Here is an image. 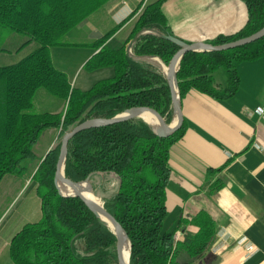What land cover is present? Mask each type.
<instances>
[{"label": "trees", "instance_id": "16d2710c", "mask_svg": "<svg viewBox=\"0 0 264 264\" xmlns=\"http://www.w3.org/2000/svg\"><path fill=\"white\" fill-rule=\"evenodd\" d=\"M107 1L0 0V52L9 50L5 44L14 33L25 36L16 50L36 44L19 61L0 66V182L5 175L26 169L24 162L34 159V146L43 131L58 130L31 177L41 201V217L25 223L9 243L14 264H118L116 237L110 226L79 197L63 196L55 186L61 136L86 119L111 118L135 106L156 109L168 124L172 120L168 80L158 66L141 58L156 56L168 65L179 48L163 37L173 35L161 8L165 0L146 2L129 22L120 47L111 48L106 41L130 15L93 42L99 50L84 66L95 69L112 65V77L79 91L71 87L66 73L54 66L50 48L67 44L63 36ZM241 1L247 8L244 26L207 43L231 42L264 27V0ZM137 33L130 55L125 45ZM262 55L264 36L225 50L185 52L176 72L180 101L189 89L215 99L234 94L239 84L236 64ZM218 69L226 74L222 86L214 79ZM40 86L67 98L62 116L33 111L34 92ZM183 131L184 123L162 137L152 124L135 117L83 129L68 141L64 175L75 182L89 181L93 204L99 196L103 207L123 227L130 246L129 264H219L220 257L211 252L217 223L208 211L200 209L190 219L180 215L173 224L165 225L169 148ZM111 174L117 184L113 192H106ZM97 175L101 180L95 185L90 180ZM218 187L220 184H214L209 191ZM188 225L196 230H186ZM176 232L183 238L176 239Z\"/></svg>", "mask_w": 264, "mask_h": 264}, {"label": "crops", "instance_id": "0c3cea01", "mask_svg": "<svg viewBox=\"0 0 264 264\" xmlns=\"http://www.w3.org/2000/svg\"><path fill=\"white\" fill-rule=\"evenodd\" d=\"M140 1L108 0L101 7L118 24ZM161 8L173 35L186 43L234 34L247 21L241 0H165ZM129 20L118 29L122 40ZM219 70L223 69L214 79L222 86L226 74ZM236 70L239 84L234 94L215 99L189 89L180 101L184 131L169 148L165 225L205 209L217 223L211 252L220 257L219 264H264V115L254 113L264 106V55L237 63ZM175 120L173 115L171 122ZM45 131L49 137L42 151L34 149V159L14 174L18 187L9 204H20L0 221V264H14L8 253L10 240L25 223L41 217L31 177L58 136V130ZM214 184L220 187L210 192ZM186 230L196 227L188 225ZM249 244L251 251L246 249Z\"/></svg>", "mask_w": 264, "mask_h": 264}, {"label": "rangeland", "instance_id": "374dc122", "mask_svg": "<svg viewBox=\"0 0 264 264\" xmlns=\"http://www.w3.org/2000/svg\"><path fill=\"white\" fill-rule=\"evenodd\" d=\"M147 1V0H146ZM154 0H148L151 2ZM141 2V3H140ZM135 7V9L129 14L130 20L134 18L146 4L141 0ZM140 4V5H139ZM122 22V21H121ZM119 24V23H118ZM117 27V23L113 21L109 14L99 7L93 11L88 17L78 25L72 27L62 38L65 45H56L50 48V55L55 67L63 70L68 78L71 87L84 91L91 88L97 81L105 78H110L115 74L114 67L112 65L98 67L95 69H88L84 65L86 61L95 53L94 41L114 30ZM12 39L9 40L5 47L9 50L6 52H0V66L15 63L28 55L35 47L36 44L32 43L20 50H16L17 46L25 40V36L19 33H14ZM131 41V40H130ZM130 41L128 42V48H125L127 52L132 55L130 50ZM106 44L111 48H118L122 44L120 31L116 30L106 41ZM127 44V43H126ZM96 49V51H98ZM142 59L152 62L162 71L160 59L156 56H142ZM223 72V70H219ZM216 73V72H215ZM223 74V73H220ZM67 98L53 94L44 86L36 88L33 96V111L36 112H48L52 114L63 115L66 111ZM143 117V116H142ZM140 118V117H139ZM144 118V117H143ZM145 119V118H144ZM152 125H155L154 123ZM50 130V129H49ZM48 131H43L39 140L34 146L35 151H42L44 145L48 140ZM62 137V136H61ZM30 159L25 160L24 164H28ZM101 176L97 175L90 182L95 185L100 182ZM18 179L14 174H8L3 177L0 182V221L6 216V219L11 216L19 206V201L10 203L11 198L17 189ZM89 185V181L86 182ZM117 180L114 174L109 176V180L105 184L106 192H113ZM71 189V187H67ZM99 190L100 187H97ZM102 190V189H101ZM62 193H67L65 188H60ZM96 196V195H95ZM102 202L101 198L97 196ZM210 199V198H209ZM16 201V200H15ZM213 201H211L212 203ZM179 233V232H178ZM180 238V234H179Z\"/></svg>", "mask_w": 264, "mask_h": 264}, {"label": "water", "instance_id": "95a60500", "mask_svg": "<svg viewBox=\"0 0 264 264\" xmlns=\"http://www.w3.org/2000/svg\"><path fill=\"white\" fill-rule=\"evenodd\" d=\"M138 33L131 39L130 43L134 41V39L137 37ZM264 36V27H261L259 30L255 31L254 33L236 39L231 42L223 43V44H217L213 45L207 42H192V43H186L183 42L182 40L178 39L176 36L173 35H163V37L179 46V48L176 50L174 55L171 57L167 68L168 72L164 73L167 80L168 84L170 87L171 91V106L173 109V115L176 117V120L174 122H170L169 124L166 123L165 119L163 116L154 108L146 107V106H135L131 107L127 110H125L122 113H119L111 118H104V117H94V118H89L86 119L74 127L71 128L68 132H65L61 139H60V147H59V154L55 166V173H54V183L59 191V193L63 196H77L79 197L85 204L86 206L92 210L96 215H98L102 220H104L110 228L113 230L115 237H116V242H115V251H116V257H117V263L118 264H126L125 263V240L127 241V235L123 227L120 225V223L103 207V203L98 205L92 204V202L88 201L84 196L82 195V188L80 185L83 182H75L68 177L64 175V160L67 152V144L69 139L76 134L77 132L94 127V126H100V125H108V124H113L117 123L120 121H125L129 120L135 117H140L144 121L152 124L148 120L144 119L142 117V113L146 111L152 112L156 118H157V124L153 125L156 129V132L158 135L162 137H166L176 131L181 125L183 121V114H182V109L180 107V99H179V93H178V87H177V81H176V72L178 70V65L181 60L182 55L190 50L193 51H220V50H225L228 48H234L237 46H241L250 42L255 41L256 39ZM60 181H65L70 185L72 188L73 192H67V193H62L60 191V186L59 182ZM84 182H87L84 181ZM128 244V241H127ZM129 244H128V258H129ZM127 264H129L127 262Z\"/></svg>", "mask_w": 264, "mask_h": 264}, {"label": "bare ground", "instance_id": "6f19581e", "mask_svg": "<svg viewBox=\"0 0 264 264\" xmlns=\"http://www.w3.org/2000/svg\"><path fill=\"white\" fill-rule=\"evenodd\" d=\"M161 67H162V72L163 73H167L168 72V68L167 66L161 64ZM142 116L148 120L149 122H151L152 124H157V118L156 116L150 112V111H146L144 113H142ZM68 187H70V185L68 183H66ZM59 186L60 188H65V190L68 192H73L72 188L71 189H68L65 185V181H60L59 182ZM80 187L82 188V195L84 196V198H86L88 201L92 202L93 204V197H94V194L89 190V187L87 185L86 182H83ZM98 204H101V201L100 199L96 196L95 200H94V205H98ZM124 258H125V263L127 264L128 262V244H127V241L125 240V252H124Z\"/></svg>", "mask_w": 264, "mask_h": 264}, {"label": "built area", "instance_id": "2783aa9c", "mask_svg": "<svg viewBox=\"0 0 264 264\" xmlns=\"http://www.w3.org/2000/svg\"><path fill=\"white\" fill-rule=\"evenodd\" d=\"M254 113L259 115V116L264 115V106H257L254 109ZM175 237H176V239H179V233L178 232L176 233ZM246 249L248 251H251V250H253V246L249 244V245H247Z\"/></svg>", "mask_w": 264, "mask_h": 264}]
</instances>
